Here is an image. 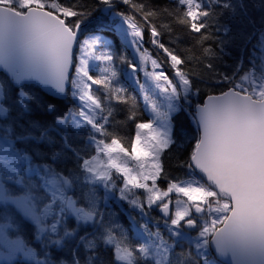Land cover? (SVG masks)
I'll return each mask as SVG.
<instances>
[{
	"label": "snow or ice",
	"instance_id": "6c2138e0",
	"mask_svg": "<svg viewBox=\"0 0 264 264\" xmlns=\"http://www.w3.org/2000/svg\"><path fill=\"white\" fill-rule=\"evenodd\" d=\"M0 264H264V0H0Z\"/></svg>",
	"mask_w": 264,
	"mask_h": 264
},
{
	"label": "trees",
	"instance_id": "16d2710c",
	"mask_svg": "<svg viewBox=\"0 0 264 264\" xmlns=\"http://www.w3.org/2000/svg\"><path fill=\"white\" fill-rule=\"evenodd\" d=\"M47 99L52 103H60L59 99H55L50 96H48ZM177 119H179V117H177Z\"/></svg>",
	"mask_w": 264,
	"mask_h": 264
},
{
	"label": "water",
	"instance_id": "95a60500",
	"mask_svg": "<svg viewBox=\"0 0 264 264\" xmlns=\"http://www.w3.org/2000/svg\"><path fill=\"white\" fill-rule=\"evenodd\" d=\"M50 97H52V98H55V99H58L57 97H55V96H50Z\"/></svg>",
	"mask_w": 264,
	"mask_h": 264
}]
</instances>
